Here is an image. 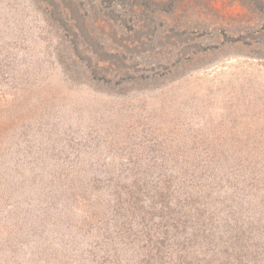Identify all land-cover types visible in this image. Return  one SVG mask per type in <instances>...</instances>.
Returning <instances> with one entry per match:
<instances>
[{
    "label": "rangeland",
    "instance_id": "obj_1",
    "mask_svg": "<svg viewBox=\"0 0 264 264\" xmlns=\"http://www.w3.org/2000/svg\"><path fill=\"white\" fill-rule=\"evenodd\" d=\"M45 263L264 264V0H0V264Z\"/></svg>",
    "mask_w": 264,
    "mask_h": 264
},
{
    "label": "trees",
    "instance_id": "obj_2",
    "mask_svg": "<svg viewBox=\"0 0 264 264\" xmlns=\"http://www.w3.org/2000/svg\"><path fill=\"white\" fill-rule=\"evenodd\" d=\"M8 250L13 251L14 248L12 246L7 247ZM12 257V256H11ZM46 264V263H45Z\"/></svg>",
    "mask_w": 264,
    "mask_h": 264
}]
</instances>
